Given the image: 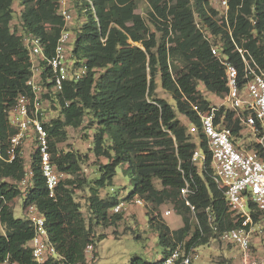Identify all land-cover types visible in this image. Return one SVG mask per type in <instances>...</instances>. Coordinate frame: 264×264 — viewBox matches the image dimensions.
Returning a JSON list of instances; mask_svg holds the SVG:
<instances>
[{"label": "trees", "instance_id": "1", "mask_svg": "<svg viewBox=\"0 0 264 264\" xmlns=\"http://www.w3.org/2000/svg\"><path fill=\"white\" fill-rule=\"evenodd\" d=\"M17 1L21 7L18 14L15 0H0V144L4 158H0V226L5 228L0 230V264H90L96 255V228L116 226L124 219L123 212H113L121 196L117 192L101 195V189L115 186L117 168L123 162L129 163L126 174L133 186L124 200L139 196L154 210L170 200L184 222L183 227L171 231L158 217H151L162 256L158 260L136 257L131 264H159L180 243L187 249L198 247L212 238L221 239L225 230L242 226L243 219L228 211L225 195L214 181L212 155L205 141L201 142L207 154L204 166L192 161L197 144L188 126H200L194 106L206 111L212 105L199 85L212 94V100L227 91L225 67L212 54L202 32L204 28L226 34L212 18L216 12L208 0H147L148 18L136 12L137 0H92L94 8L86 0L73 2L71 57L85 65L87 73L79 82H67L63 92L45 95L58 109L56 119L43 121L50 158L58 172L72 175L61 177L54 196H50L38 152H31L33 175L27 185L21 182L28 164L21 150L8 161V139L14 131L8 124L7 108L19 94L31 91L27 85L29 52L18 35L19 26L12 28V21L18 18L23 33L40 37L45 53L52 56L64 19L59 14V0ZM230 22L237 43L264 68V0H230ZM225 53L242 77L244 64L230 39ZM158 78L174 104L158 95ZM86 116L98 125L94 155L108 159L100 164L94 182L79 175L83 155L58 147L67 139L68 128H79ZM222 116L226 126L239 135L242 125L234 112L221 108L216 122ZM59 151L62 153L56 156ZM186 180L198 190L183 197L181 188ZM85 187L90 190L88 218L75 198V188ZM20 195L25 216L19 218L10 204ZM29 205H35L44 217L49 242L58 257L50 256L42 263L34 258L30 241L35 227L26 213ZM251 206L253 221L258 223L261 212ZM209 214H213V222ZM192 215L197 224L185 240ZM106 237L101 233L98 240ZM88 245L93 246L90 254L86 253Z\"/></svg>", "mask_w": 264, "mask_h": 264}, {"label": "built area", "instance_id": "2", "mask_svg": "<svg viewBox=\"0 0 264 264\" xmlns=\"http://www.w3.org/2000/svg\"><path fill=\"white\" fill-rule=\"evenodd\" d=\"M74 1L59 0V14L64 19V25L52 56L45 53L40 37L23 33L20 20H14V25L12 22V28L19 26L18 35L22 36L29 52L31 75L27 85L31 91L19 94L14 103L7 108L8 124L14 131L8 139V161L15 158L17 149L21 150L25 143L33 141V148L40 155L50 196L55 195L63 174L55 169L50 158L47 133L43 126L44 96L63 92L67 82H79L87 73V67L78 65L71 57L74 47ZM86 1L94 8L92 0ZM208 3L216 12L215 15L211 14L212 18L226 34H215L204 28L202 32L210 44L212 54L225 67L227 91L218 98V103L212 104L206 111H201L197 105L194 106L200 117V126L196 124L188 126L189 134L193 136L192 141L197 144L192 161L203 167L207 158L206 150L211 153L213 178L225 195L228 211L243 219L242 226L225 230L220 238L239 248L240 264H258L259 260L252 255L250 249L254 226L257 224L251 215L253 210L251 203L255 205L256 210L264 214V68L248 49L237 43L233 34L234 27L230 22V0H208ZM255 24L256 21L253 20V25ZM229 39L233 44V51H237L243 61L242 77L238 67L225 53L226 40ZM102 41L105 42L106 38ZM42 60H45L46 64H43ZM45 71L48 72L46 80ZM221 108L233 111L234 117L240 120L242 129L239 135L234 134L232 129L226 126L224 116L216 122L217 112ZM202 141L206 142V150L201 146ZM0 158H3L1 144ZM32 175L30 166L26 165L22 185H27ZM197 190V185L192 186L186 180L181 188V194L187 197ZM130 203L143 206L144 200L139 196L132 202L121 199L113 207V212H123ZM166 203L169 206L163 213L165 216H171L174 213V204L170 200ZM187 204L191 206L189 201ZM191 208L194 211V207ZM26 213L35 227V235L30 241L34 258L42 263L50 256L58 257L56 247L49 242L45 219L37 207L29 205ZM209 221H214L213 214H209ZM92 249L93 246L88 245L86 253L90 254ZM199 256L197 247L187 249L180 243L159 264H196Z\"/></svg>", "mask_w": 264, "mask_h": 264}, {"label": "rangeland", "instance_id": "3", "mask_svg": "<svg viewBox=\"0 0 264 264\" xmlns=\"http://www.w3.org/2000/svg\"><path fill=\"white\" fill-rule=\"evenodd\" d=\"M18 5V1L15 0L14 7L16 14H18L19 9L21 8ZM148 10L147 0H137L136 12L140 13L145 18H148ZM15 20H18V18ZM14 23L15 22H13V25ZM199 89L204 96L210 98L212 104L218 103L217 99H211L212 94L209 93L203 85H199ZM157 92L160 97L165 98L167 101L174 104V100L170 93L162 87L160 78H158ZM43 108V121L49 123L57 118L58 109L56 103L51 97L44 96ZM181 120L183 123L186 122V118L183 116L181 117ZM97 126L96 122L91 123L89 116H86L83 124L79 128H68L67 139L58 145L60 151H74L85 157L82 164L83 169L79 175L87 178V180L91 182H94V180L100 175V164L108 162L107 158H97L94 155L93 140L94 135L98 130ZM32 148L33 144L25 143L21 149V154L23 155L24 160L28 163V166L31 165V152L32 150L35 151V148ZM60 151L56 156L62 153ZM128 168V162H123L117 168L115 186L112 188L101 189L102 196L117 192L121 198L124 199L133 191V186L126 174ZM71 177L72 175L63 174L62 179ZM89 195L90 190L88 187L82 189L75 188V198L80 202L86 218H88L87 198ZM126 201L128 200L126 199ZM132 201L133 200L129 202ZM10 205L16 217L20 218L25 216L22 195L18 196ZM167 206L169 205L165 202L158 208V210H154L152 205L145 201L143 206L130 203L123 211L124 219L116 226H101L96 228L95 238L98 241L94 248L96 255L94 259H91L92 256H90V264H131L132 260L136 257L150 260L160 259L163 248L158 241V232L152 228L149 219L154 216L158 217L171 231L178 230L184 226L182 216L177 213L175 208L174 213L171 216L164 215L163 211ZM148 211H150L149 215L147 214ZM196 224L197 220L195 216L192 215L189 235L185 240H188L191 237ZM0 230L1 232H4L5 228L0 226ZM101 233L107 234V237L102 241H99L98 237ZM250 249L252 255L259 260L258 264H264V214L262 213L260 215V222L254 226ZM197 252L200 256L196 259V264H240L241 260V251L239 248L219 238H212L208 244L198 246Z\"/></svg>", "mask_w": 264, "mask_h": 264}, {"label": "crops", "instance_id": "4", "mask_svg": "<svg viewBox=\"0 0 264 264\" xmlns=\"http://www.w3.org/2000/svg\"><path fill=\"white\" fill-rule=\"evenodd\" d=\"M115 184H116V182H115Z\"/></svg>", "mask_w": 264, "mask_h": 264}]
</instances>
